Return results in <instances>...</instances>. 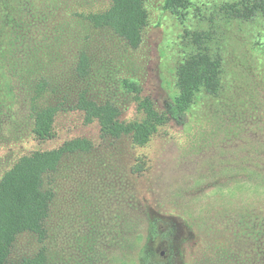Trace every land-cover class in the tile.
<instances>
[{
    "label": "rangeland",
    "instance_id": "rangeland-1",
    "mask_svg": "<svg viewBox=\"0 0 264 264\" xmlns=\"http://www.w3.org/2000/svg\"><path fill=\"white\" fill-rule=\"evenodd\" d=\"M165 2L145 1L133 48L86 20L111 0H0V180L32 152L91 143L45 175L54 193L45 236L18 235L10 263L44 250L47 264H143L148 246L149 264H264V13L248 16V0H187L177 12ZM193 34L222 61L217 96L199 93L145 146L85 123L81 95L115 105L125 122L141 119L126 81L164 112L179 93L178 67L197 52ZM40 84L36 103L57 111L46 141L33 134ZM152 219L160 236L149 242Z\"/></svg>",
    "mask_w": 264,
    "mask_h": 264
},
{
    "label": "trees",
    "instance_id": "trees-1",
    "mask_svg": "<svg viewBox=\"0 0 264 264\" xmlns=\"http://www.w3.org/2000/svg\"><path fill=\"white\" fill-rule=\"evenodd\" d=\"M146 0H111V6L102 13H91L86 20L96 29H109L125 40L130 47L137 48L143 41V30L148 23ZM247 14L264 13V0H248ZM187 0H166L165 10L177 12L187 6ZM84 18V17H82ZM198 42L197 52L187 58L177 70L178 95L164 112H159L149 97L142 96V88L126 81L125 85L135 94L141 119L131 122L121 120L119 108L111 103L99 104L81 95L77 108L84 114L86 124L98 122L105 137L119 139L128 137L134 145L145 146L159 130L171 121L179 122L194 103L196 96L205 92L217 96L221 89L222 61L212 56L202 45L205 37L193 34ZM87 59L81 58L77 66L79 75L87 72ZM40 84L33 99V134L39 141L55 137L54 120L56 109L41 107L36 101L44 96ZM91 143L85 139L65 142L51 151H35L23 156L0 180V264H12L8 258L16 237L22 233L45 236V222L49 217L54 198L52 190L44 189V177L54 172L62 159L76 152H89ZM142 167V164H141ZM158 219L149 222L147 240L160 236ZM143 264H149L151 252L145 246L141 252ZM17 264H47L44 250L33 258Z\"/></svg>",
    "mask_w": 264,
    "mask_h": 264
}]
</instances>
